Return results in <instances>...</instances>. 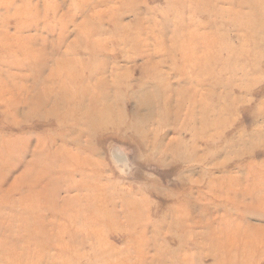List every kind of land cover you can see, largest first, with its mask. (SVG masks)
Returning a JSON list of instances; mask_svg holds the SVG:
<instances>
[{"label": "rangeland", "instance_id": "1", "mask_svg": "<svg viewBox=\"0 0 264 264\" xmlns=\"http://www.w3.org/2000/svg\"><path fill=\"white\" fill-rule=\"evenodd\" d=\"M0 264H264V0H0Z\"/></svg>", "mask_w": 264, "mask_h": 264}, {"label": "bare ground", "instance_id": "2", "mask_svg": "<svg viewBox=\"0 0 264 264\" xmlns=\"http://www.w3.org/2000/svg\"><path fill=\"white\" fill-rule=\"evenodd\" d=\"M144 74H146V73H144ZM76 85V87L77 88H79V83H77V84H75ZM66 87V85H63V88L64 89H66L65 88ZM80 90H81V92H82V94H83V96H80V94L81 93H79L78 92V94H77V96H69V103H70V112L72 113V114H75L76 112H78L79 114H78V116H82L81 114H82V110L81 109H83L82 108V105H83V103L84 102H86L87 101V97L89 96L88 95V89L85 87V85H81V87H80ZM135 96V95H134ZM72 100V103H71V100ZM39 100V95H37L36 97H35V100H32L33 102H35V107H37V108H41L42 107V105L44 106L45 104H43V102H41V101H38ZM96 99H94L93 100V103L96 105V107H93V110L94 109H96V117H98V116H100L101 115V112H102V114L103 115H105V114H107L108 113V111H107V109H106V107H104L103 108V105H101V104H96V101H95ZM140 102H142L143 103V105H145L146 107H148L147 108V110L148 111H150V112H153L152 110V107L154 106V104H151V102L150 101H148L145 97H143V99H141L140 100ZM170 101L169 100H165L164 101V106L166 107L167 106V104L169 103ZM195 104V103H194ZM79 106V107H78ZM154 108H155V106H154ZM181 110H182V108H181ZM189 111V116H190V119H192L191 118V116H192V114H194V112L193 111H191V109L190 110H188ZM175 113H177V112H175ZM71 116H73V115H71ZM61 119H63V122H66V121H68V116H65V117H63V116H61L60 117ZM80 120V119H79ZM81 121V120H80ZM203 126H205L206 127V124H203ZM180 131H187V129H185L184 130V128H181V129H179Z\"/></svg>", "mask_w": 264, "mask_h": 264}]
</instances>
